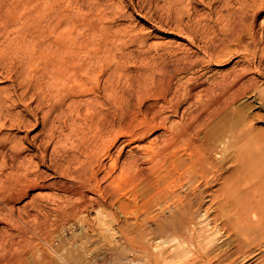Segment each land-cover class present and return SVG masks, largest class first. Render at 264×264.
<instances>
[{
  "label": "bare ground",
  "instance_id": "bare-ground-1",
  "mask_svg": "<svg viewBox=\"0 0 264 264\" xmlns=\"http://www.w3.org/2000/svg\"><path fill=\"white\" fill-rule=\"evenodd\" d=\"M165 1L177 6L186 2L188 5L199 1L202 4L204 0ZM211 1L216 3V0ZM239 2L237 9L229 10L227 34L220 39L212 36L214 34L210 33H214L218 27L209 35L204 34L208 36L204 38L207 43L205 56L186 52L188 49L182 55L179 51L178 55V49H175V53L156 55L159 59H155L154 54V59L152 57V61L147 63L141 60V67L136 70L131 68L130 71L126 60H132L129 57L132 54H121L124 61L120 58L117 65L112 61L116 67L98 73L104 53L117 52L119 57L120 53H124L121 44L119 46L115 42L123 27L120 30L105 24L107 17L113 13L112 18L122 15L116 14L113 4L111 9L104 7L101 0H0V39H4L0 44V66H10V73L18 82L7 92L5 89L0 92V245L4 249L8 242L19 245L21 240H28L27 221L22 211L31 216V210H34L38 217V212L48 209L47 205L45 210L41 209L35 197L26 202L21 211L17 204L29 197L31 191L64 187L77 195L80 201L79 204H71L72 212L80 215L89 213L93 205L101 207L97 218L101 221L103 232L108 234L109 245L95 254L88 252L80 261L74 262L60 258L52 244L42 248L32 245V252H40L44 264H124L121 258L126 257L125 247L113 244L116 240H113L115 230L120 238H127L129 233L140 236V244L134 250V263L264 264V129L260 130L259 127L257 130L255 116L237 107L238 101L243 98L264 101V86L260 88L258 77L254 76L264 74V24H257V18L264 15V0ZM230 3V0H226L223 7L229 9ZM182 12L179 11L181 16L174 12L180 22L186 18L183 15L188 14L187 10ZM221 14L223 17V12ZM107 20L110 22L111 18ZM188 24L192 30L190 22ZM183 27L182 30L187 26ZM9 28H14L11 34ZM201 29L205 30L203 27ZM222 30L221 33L224 32ZM131 34L129 37L134 39L135 35ZM109 39L114 40L111 42ZM125 39L127 41L128 38ZM139 40L134 43L144 45L145 40ZM131 42L126 43L132 45ZM232 42L236 45L235 49H241L236 53H242L248 66H238L239 69L229 72L230 69L228 73L214 68L221 76L211 78L213 80L210 82L207 78L208 68L226 65L225 62L235 54L226 48ZM114 45L118 47L113 48ZM149 48L146 51L149 52ZM133 61H129L130 64ZM157 69L161 71L157 73ZM250 73H255L252 74L254 77L250 75L248 78ZM20 105L25 107V114H22L24 110L22 113L13 112ZM39 112H43L44 125H47L53 113H57L53 114L57 118L52 117L58 119L59 126L57 120L51 122L50 130H47L48 143L56 139L57 134L66 132L63 142L66 141L67 147L73 146L75 139H78L84 154L90 152L88 156L84 155L86 159L83 157L85 161L80 164L85 166L84 170L87 168L93 172L98 165L95 176L92 173L96 183L91 181L94 177L91 176L89 180L87 174L81 176L79 181L73 180L77 172L83 171L82 168L76 173L72 171L76 161V158L72 160L73 153L72 156L66 155L71 156V160L68 157L67 164L64 162L68 173L63 174L75 175L67 181L53 177L51 182L46 183L48 173L37 168L38 162L33 166V154L30 158L33 162L20 159L26 146L22 147L19 141L15 143L18 139L14 140L7 132L3 135V129H29V123L33 124L34 121L27 114L34 117L36 126L40 121ZM231 112L236 120L226 118ZM96 118L106 120V123H99V130L95 127L98 131H94L97 134L90 138L88 136L94 132L87 136L85 131L91 127L89 121L92 125L99 121ZM101 119L99 122H102ZM106 135L113 139L105 148ZM33 138L37 140L38 136L31 140ZM19 140L21 143L22 140L27 141L35 148L34 141H29V135ZM42 163H45L44 156H41ZM80 164H76V167ZM69 175L66 176L68 179ZM128 176L139 182V188L136 183V186L125 185V189L129 185L139 189L138 195H134V203L131 202L134 205L121 194L124 179ZM116 205L124 219L116 211L110 216L105 214L103 209H114ZM151 208L157 210L152 213ZM51 211L61 214L62 208L52 207ZM37 260L36 256L33 257L34 264ZM18 261L20 264H30L24 256Z\"/></svg>",
  "mask_w": 264,
  "mask_h": 264
},
{
  "label": "rangeland",
  "instance_id": "rangeland-1",
  "mask_svg": "<svg viewBox=\"0 0 264 264\" xmlns=\"http://www.w3.org/2000/svg\"><path fill=\"white\" fill-rule=\"evenodd\" d=\"M140 1H141V4H140ZM142 1H145V3H143ZM157 1H158V3H157ZM226 0H216V3H217V5H216V3H215V1L214 2H212L211 0H204L203 2H202V4H201V2L199 1V2H195V3H192L191 5H188V3L186 2L184 5H177V6H179V8L180 7H182V8H184L183 10H187V12H188V14L186 13V14H184L183 16H185L184 18V20L183 21H181V22H183V23H181L179 20H178V16H181L180 15V13H179V11L181 12V14L183 13L182 11V8H178L177 6H174L175 4H169L167 1H165V0H152V2H151V0H128V2H127V0H101V3L104 5V7H107V8H111V5L113 4V6H112V8H113V10L114 11H116L115 13L117 14V15H121V16H116L115 15V17L114 18H112L113 17V14L112 15H110L109 17H107V19L109 18H111V20H110V22L112 23V25L110 24V22H109V20H105V24H106V26H112V27H116V28H120V30L122 29L121 27H123V29L121 30L125 35H126V33H127V30H128V32L129 33H127V35L125 36L124 34H122V35H120L122 32H120V34L118 35L119 37H117V38H115L116 39V41L115 42H117V44L119 43V46H120V44H121V46L120 47H122L123 48V51H124V53H120V57L117 55V54H119V53H117L116 52V54L114 53V54H112V53H110V54H108V53H104L103 55H102V64H103V67L105 66V69L102 67V64L100 65V67L98 68L99 70H98V73L99 72H101L102 70H104V72H108V71H110V70H112V68L115 66L116 67V65H117V61H119V60H121L120 58H122L123 59V61H124V57H121V54H125V56L126 55H129V54H132V56L131 55H129V57H132L131 59L132 60H130L129 58H128V60H126V58H125V60L126 61H128V64H127V66L129 67V70L130 71H132V69H137V68H140L141 67V65L143 64L142 62H148V61H152L151 60V58L153 57V55L155 54V59H159V58H157V56H159L160 54H162V53H166V52H168V53H171V52H173V53H175V52H177V51H175V49H178V55L181 53V55L183 54V53H185V52H183L184 50H186V49H188V51L186 50V52H190V53H193L194 52V54L196 53V55H197V53H198V55L197 56H201V54L203 55V56H205L206 54V52H205V49L207 48V43H206V41H205V39L204 38H207L208 36H205V35H207L208 33H210V32H214L215 30H216V28L218 27V31L216 32H214V33H210V34H214V35H212V36H214V37H216V38H218V39H220L221 37H223L225 34H227L226 32L228 31L227 29L229 28H227V26H226V23L228 22L227 20V18H228V14H229V10H232V9H237V7L240 5H238V0H230V5H229V9L227 8V7H223V5H224V2H225ZM133 2V3H132ZM148 2V3H147ZM154 2V3H153ZM156 2V3H155ZM165 2V3H164ZM240 2H242V0H240ZM239 2V3H240ZM127 3V4H126ZM137 5H136V4ZM139 3V4H138ZM215 3V4H214ZM130 4V5H129ZM197 4V5H196ZM206 4H208V5H210V6H208L207 5V7L209 8V10H208V8L206 7ZM213 4V5H212ZM242 4V3H241ZM139 5V6H138ZM142 5H144V6H142ZM156 5V6H155ZM196 7H195V6ZM215 5V6H214ZM128 6H129V8H128ZM142 8H141V7ZM164 6V7H163ZM172 7V9H175V7H176V9L178 10V12H176V9L175 10H172V9H170V7ZM191 6V7H190ZM233 6V7H232ZM236 6V7H235ZM134 9H133V8ZM138 7V8H137ZM150 7V8H149ZM185 7H186V9H185ZM111 8V9H112ZM123 8V9H122ZM213 8V9H212ZM220 8V9H219ZM117 9H118V11H119V13H118V11H117ZM122 9V10H121ZM151 9V10H150ZM168 9V10H167ZM199 9V10H198ZM113 10H111L112 12H114ZM133 10V11H132ZM172 10V11H171ZM215 10H216V13H215ZM224 10H225V12H224ZM121 11V12H120ZM135 11V12H134ZM139 11V12H138ZM151 11H152V13H151ZM170 11V12H169ZM193 11V12H192ZM199 11V13H197V12ZM214 11V12H213ZM228 11V12H227ZM141 12V13H140ZM171 12H173V13H171ZM174 12L175 13H179V14H177V15H175L174 14ZM205 12V13H204ZM209 12H210V15L212 14V17L209 15ZM212 12V13H211ZM223 12V17H222V13ZM121 13V14H120ZM147 15H146V14ZM167 13V14H166ZM168 13H170L171 15H169ZM201 13V14H200ZM205 14V15H202V14ZM221 14V15H219V14ZM143 14V15H142ZM153 14V15H152ZM172 14H174V15H172ZM195 14H197V15H200V17L199 16H197L196 17V15ZM213 14H214V16L216 17V19H215V17L213 16ZM126 17H125V16ZM164 15H166V17L164 16ZM219 17H218V16ZM226 15H227V17H226ZM124 16V17H123ZM154 16H155V18H154ZM177 16V17H176ZM187 16H191V17H187ZM203 16V17H202ZM118 17V18H117ZM123 17V18H122ZM193 17H195L194 19H196V18H202L201 20H199V19H196V20H194L193 19ZM214 17V18H213ZM220 17H222V18H220ZM224 17H226V18H224ZM262 17V18H261ZM264 15L263 14H261L258 18H257V21H259V22H257V24H258V26L259 25H261V23H262V25L261 26H263V24H264V22H262V21H264ZM165 18V19H164ZM168 18H169V21H168ZM170 18H172V19H170ZM211 18V19H210ZM116 21H115V20ZM175 19V20H174ZM188 19V20H187ZM190 19V20H189ZM191 19H193V20H191ZM223 20L222 22H221V20ZM117 20H118V23L117 24H120L121 26H118L117 24H116V22H117ZM165 20H166V22H165ZM171 20V21H170ZM197 20H199L200 21V23L202 24H200V23H198L199 21H197ZM202 20H204V21H202ZM173 21V22H172ZM187 21H188V23L190 22V26L192 27V30H191V28H188L189 27V24L187 23ZM191 21L193 22V24H194V22H195V26H193V24H191ZM208 21H209V23H208ZM227 21V22H226ZM165 22V23H164ZM169 22V23H168ZM170 22H172L171 24H170ZM196 22L198 23V24H196ZM205 22V23H204ZM217 22V23H216ZM177 23H180V24H177ZM187 23V24H186ZM220 23H223L222 25L220 24ZM224 23H225V25H224ZM115 26H114V25ZM186 25L187 27H185V29H187L186 31H184L185 29H183L182 30V28H184L183 26L184 25ZM199 24L203 27V28H205V30L204 29H201L202 27H200L199 26ZM209 24V25H208ZM218 24V25H217ZM117 25V26H116ZM208 25V26H207ZM219 25L220 26H222V27H219ZM179 26H180V28H179ZM214 26V27H213ZM162 27V28H161ZM182 27V28H181ZM193 27H195V29L197 28L198 29V27L200 28V29H198L199 31H200V33H199V31L197 32V29L195 30ZM206 27H208V28H206ZM210 27H212L211 29L213 30H210ZM226 27V28H225ZM124 28H126V29H124ZM165 28V29H164ZM214 28H215V30H214ZM223 29L222 30V32L223 33H221V29ZM164 29V30H163ZM207 29V30H206ZM208 29H209V31H208ZM14 30V28H9V33L11 34L12 33V31ZM124 30V31H123ZM126 30V31H125ZM182 30V31H181ZM191 30V31H190ZM194 30V31H193ZM178 31V32H177ZM184 31V32H183ZM189 31V32H188ZM220 31V32H219ZM186 32V33H185ZM206 32V33H205ZM229 32V31H228ZM130 33H132L131 35H135V36H133V37H135L134 39L136 40V41H134V39L130 36L129 37V34ZM195 33H198L197 35H198V37H197V35L195 34ZM185 34V35H184ZM201 34V35H200ZM205 34V35H204ZM216 34H217V36H216ZM219 34V35H218ZM202 35H204V36H202ZM209 35V34H208ZM121 36H122V38H121ZM191 36H194V37H191ZM125 37H127L128 39H127V41H126V39H125ZM220 37V38H219ZM114 38V37H113ZM130 38V39H129ZM192 39V41H191V39ZM203 38V39H202ZM1 39H3V38H1ZM0 39V40H1ZM121 39H122V43H123V41H126V42H131L132 41V39H133V43L134 42H136L137 43V40H138V42L140 41L139 39H143V40H145V43H144V45L143 44H140V43H138V44H136V43H132L131 42V44L132 45H129L130 43H126V42H124L123 44H125L126 43V45H123L122 43H120L121 42ZM200 39V40H199ZM4 40V39H3ZM3 40H1L0 41V44L3 42ZM109 40H111V42H112V40H114V39H109ZM189 40H190V42H189ZM201 40H203V42H201ZM249 40V39H248ZM195 41V42H194ZM110 42V43H111ZM192 42V43H191ZM194 42V43H193ZM199 42V43H198ZM233 44L230 46L229 45V47H228V45H227V47L226 48H228L227 50H232L233 51V53H235V54H233V56L231 57V59L230 60H228L227 62H225L226 63V65L224 66V67H215V66H213V67H209L208 69H209V71H208V73H207V78H209L208 80L210 81V82H212V80L213 79H215V78H219L221 75H219L220 73H217L215 70H217V69H223V70H226L225 72L226 73H228V71L229 72H231L232 70H234V69H239V67L238 66H243L242 68H244V66L245 65H247L248 66V64L245 62V60H243V58H242V56H241V54L242 53H236V51L237 50H241L240 48L239 49H235V47H236V45L234 44V42H232ZM7 44V43H6ZM5 44V45H6ZM113 44V43H112ZM111 44V45H112ZM146 44V45H145ZM203 44V45H202ZM116 45V44H115ZM115 45H114V47L113 48H116V47H118V46H116L115 47ZM124 47H123V46ZM143 45V46H142ZM113 46V45H112ZM128 46V47H127ZM144 46H145V48H144ZM147 46V47H146ZM204 46H206V47H204ZM3 48L4 47H6V46H2ZM151 48V50H149V52L148 51H146V50H148V48ZM233 48V49H231V48ZM127 49V48H129L128 50H125V49ZM149 48V49H150ZM182 48H184V49H182ZM180 49H182V50H180ZM170 52H169V51ZM173 50V51H172ZM190 50V51H189ZM143 51H145V53H146V55H145V53L143 52ZM179 51H180V53H179ZM126 52V53H125ZM128 52H130V53H128ZM183 52V53H182ZM109 56L110 55V57L113 55L115 58V60H113V56L111 57V59L109 60V58L110 57H108L107 55ZM142 54H144V55H142ZM122 55V56H123ZM148 55V56H147ZM157 55V56H156ZM172 54H169V56L170 57H172L171 56ZM105 56V57H104ZM142 56H144V57H142ZM145 56H146V58H145ZM149 56H151L150 58H149ZM202 56V57H203ZM237 56V57H236ZM239 56V57H238ZM119 57V59H117V58ZM128 57V56H127ZM181 57V56H180ZM235 57V58H234ZM141 58V59H140ZM173 58H174V56H173ZM173 58H171L170 60H172ZM239 58V59H238ZM103 59H106V60H103ZM108 59V60H107ZM135 59H137V61L135 60ZM152 59H154V57L152 58ZM175 60H176V57L174 58ZM172 60V61H175V60ZM136 62V63H134V61ZM141 60H142V62H141ZM240 60V61H239ZM105 61H107V63L105 62ZM108 61H109V64H108ZM112 61H115V63H116V65H115V63H113ZM132 62L133 61V64L131 63L130 64V62ZM242 61V62H241ZM245 62V64H244V62ZM144 62V63H145ZM105 63V64H104ZM224 63V64H225ZM235 63V64H234ZM240 63H243V64H240ZM136 64V65H135ZM139 64V65H138ZM233 64H234V66H233ZM107 65H108V67H107ZM134 67H136L137 65H138V67H136V68H133L132 66ZM131 66V67H130ZM235 66H237V67H235ZM246 66V67H247ZM112 67V68H111ZM233 67V68H232ZM235 67V68H234ZM7 68V67H5V66H0V80H1V82H0V88L2 89V90H0V92L1 91H3L4 89H5V92H7L10 88H13L14 87V85L16 86L17 84H18V82L16 81L17 79H16V77L14 76L13 77V73L11 74L10 73V66L6 69V71H4L5 69ZM107 68H108V70H107ZM132 68V69H131ZM213 69V72H212V69ZM214 68H215V70H214ZM242 68H240V69H242ZM211 69V70H210ZM161 70L160 69H157L156 70V72L157 73H159ZM6 72H7V75H6ZM10 73V74H9ZM217 73V74H216ZM9 74V75H8ZM213 74H216V75H213ZM253 75L255 74V73H252ZM251 73L250 74H248L247 75V77L249 76L250 77V75L251 76H253ZM10 75H12L11 77H10ZM7 76V77H6ZM209 76V77H208ZM255 76V78H257L258 77V79H257V81L259 82L258 83V85H259V87L261 88V87H263L264 86V80H262V79H264V74H262V75H258V74H255L254 75ZM253 76V77H254ZM248 77V78H249ZM211 78H213V79H211ZM261 78V79H260ZM211 79V80H210ZM260 79V80H259ZM3 80V81H2ZM14 80V81H13ZM208 81V82H209ZM261 81H263V82H261ZM261 82V83H260ZM17 83V84H16ZM14 84V85H13ZM13 85V86H12ZM263 85V86H262ZM12 86V87H11ZM264 88V87H263ZM250 98H243V100H239L238 101V103H239V105H240V107H239V105L237 104V107L239 108V110H245V111H249L248 112V114H251V116H255V118H256V123H255V126H256V128H257V130L258 129H260L259 127H261V129L260 130H263L264 129V101L262 102V101H260V100H257V101H254V99H250ZM248 103V104H247ZM249 103H253V105H249ZM259 104V105H258ZM243 105H245L246 107H244L243 108ZM248 105V106H247ZM23 106V105H22ZM22 106L20 105L19 106V108L18 107H16V108H14L13 109V112H15V113H18V112H20V113H22L23 112V110H24V112L22 113V114H25L26 112H25V107L23 106V109H22ZM259 106V107H258ZM83 108H85V107H83ZM246 108V109H245ZM253 109V110H252ZM262 109V110H261ZM15 110V111H14ZM21 110V111H20ZM251 110V111H250ZM259 110H260V112H259ZM17 111V112H16ZM255 111V112H254ZM260 114L261 112L263 113V117H261L260 118V116H261V114L259 115L258 113ZM43 112H39V117H38V119L40 120L39 121V123H37V125L35 126V123H36V121H35V119H34V117H31V115H28L27 114V117H30L29 119L33 122V124H31V123H29V125H30V127H29V129H27V128H24V129H17V128H8V129H3V135L4 134H6V132H7V134L8 135H12V137H13V139L15 140H17V141H15V143L16 142H20L19 144H23L22 145V147L23 146H26L25 147V150L23 151V153H22V157L20 158L21 160H25V159H27L28 161H32L33 162V166L35 167L36 165H38V163H39V165H38V169L41 171V172H45L46 174L48 173V177L46 178V183H49V182H51L54 178L53 177H58L57 179L59 180V181H61V179H62V181L63 180H70V178H71V180L74 178L73 176H75V175H72V176H70L69 174V179L67 178L68 177V175L66 174V173H68L67 171H68V169H67V162L69 161V160H71V156H72V160H73V158L75 159L76 158V161H78L79 162V160L78 159H80V162L79 163H76V161L74 162V167H73V169H72V171L74 172V173H76V171H78V170H80L81 168L83 169V173L80 171L79 173L77 172V176L73 179V180H76V181H79V180H81L80 178H81V176L82 177H84L85 176V174H87V177L88 178H90L89 180H91V178L92 177H94L95 176V172L97 171V169H98V165H96L95 167H94V169H95V171L93 172L92 170H88L87 168H86V170H84L85 168H83V167H85V166H82L83 164H80V163H82V162H84L85 161V159H86V156H88V154L90 153H86V154H84L85 152L84 151H82V146H81V143H78V139L76 140L75 139V142L76 143H74V145L73 146H71V145H68V147H67V145L65 144V142H63V140H66V136H67V133L66 132H64V133H59V134H57V138L56 139H54V140H52V141H50L49 143H48V140L49 139H47V138H49V133L47 132V130H50V125H51V122H53V120L56 122V120H57V122H56V124L59 126V123H58V119H55V118H57L55 115H57V113L55 112V113H53V114H55V115H53L52 114V116H54L55 118L53 119V117L51 116V117H49L50 119H49V122L47 123V125H44V124H42V119H43V116L41 115ZM232 113V112H231ZM231 113H229L227 116H226V118L228 119V120H236V117L234 116V114L232 113V115L234 116H232V117H230V114ZM256 114H258L259 116L257 117L256 116ZM44 115V114H43ZM228 117H230V118H228ZM52 118V119H51ZM98 119H99V121H100V119L101 118H96L95 120H97L98 121ZM27 120H28V118H27ZM51 120V121H50ZM102 120V119H101ZM177 120H179V118H177ZM259 120V121H258ZM29 121V120H28ZM30 121V122H31ZM94 122V124L93 125H95V126H93L91 123L92 122H88L90 125H91V127L88 129V130H86L85 131V133H86V135L88 136L91 132L93 133L94 131H95V129L97 128L98 130H99V123H101V124H103V123H106V120H102V122ZM257 122H259V123H257ZM49 124V125H48ZM98 124V125H97ZM258 124H260L259 126H258ZM34 125V126H33ZM44 125V126H43ZM33 126V127H32ZM47 127V128H46ZM49 127V128H48ZM96 127V128H95ZM108 128H109V125H108ZM263 128V129H262ZM96 129V131H98ZM119 130H121V129H119ZM123 130V129H122ZM259 130V131H260ZM40 131V132H39ZM89 131V132H88ZM262 132H264V130L262 131ZM48 133V134H47ZM66 134V135H65ZM97 133H93V134H90V136H88V137H90V138H93V137H95V135H96ZM27 135H29V141H31V142H33L34 141V147L35 148H33L27 141H23L22 140V143H21V140H19V138L21 139V138H24L25 136H27ZM40 135V136H39ZM63 135V136H62ZM65 135V136H64ZM91 135H93V137H91ZM16 136V138H14ZM35 136H38V138H37V140L36 139H34L33 138V140H31L32 139V137H35ZM48 136V137H47ZM18 137V138H17ZM31 137V138H30ZM107 137V138H106ZM44 138V139H43ZM47 140H46V139ZM59 138H61V140H62V142H59L60 141V139ZM62 138H65V139H62ZM58 139H59V141H58ZM107 139V140H106ZM112 139H113V137L111 136L110 137V139H109V136L108 135H106L105 136V138H104V140H105V148L106 147H108L111 143H112ZM13 140V141H14ZM46 140V141H45ZM57 140V141H56ZM37 141V142H36ZM41 141V142H40ZM50 143H51V145H50ZM107 143H109V144H107ZM18 144V143H17ZM25 144V145H24ZM39 144V145H38ZM65 144V145H64ZM37 145H38V147H37ZM47 145V146H46ZM49 145V146H48ZM75 145H76V147H75ZM29 148H28V147ZM44 146V147H43ZM46 146V147H45ZM57 148H56V147ZM64 146H66V147H64ZM70 147H73L72 149L70 148ZM27 148V149H26ZM33 148V149H32ZM39 148V149H38ZM54 148H56V149H54ZM58 148H59V150H58ZM75 148H78V150H80L81 151V154H80V151H79V153H78V150L77 149H75ZM64 151H63V150ZM76 150H77V153H76ZM57 151V152H56ZM45 152V153H44ZM75 152V153H74ZM42 153V154H41ZM73 153V154H72ZM82 153H83V155H82ZM33 154V156H32V158H31V155ZM46 154V155H45ZM72 154V155H71ZM44 156L45 157V163H42L41 164V156ZM66 155H71V156H68L69 157V160L67 159L68 157L66 156ZM80 155H82V156H80ZM84 155H86L85 157H84ZM79 156V157H78ZM35 157V158H34ZM40 157V158H39ZM85 159H84V158ZM30 158L32 159V160H30ZM66 158V160H64ZM83 158V159H82ZM83 161H82V160ZM47 160V161H46ZM54 160L56 161V160H58V161H56V162H54ZM68 160V161H67ZM51 161H53L54 163V165L53 164H51L52 162ZM96 161V160H95ZM36 162H38V163H36ZM62 162V163H61ZM66 164H65V163ZM60 163H61V165H60ZM78 165V164H80L81 166H78V167H76V164ZM35 164V165H34ZM58 164V165H57ZM51 165V166H50ZM60 165V166H59ZM54 166V167H53ZM56 166V167H55ZM66 167L65 169H64V167ZM34 167H33V170H34ZM52 167V168H51ZM76 167V168H75ZM50 168V169H49ZM54 168V169H53ZM75 169H77V170H75ZM81 169V170H82ZM59 170V171H58ZM63 170V171H62ZM87 170H88V172H87ZM55 171V172H54ZM58 172V173H57ZM64 172H66L65 174H63ZM60 173V174H59ZM94 174V176H93V174ZM56 175V176H55ZM65 176V177H64ZM67 176V177H66ZM92 176V177H91ZM75 181V182H76ZM92 182H95L96 183V181H95V177H94V179L92 178V180H91ZM133 181H135V182H132ZM128 183L131 185V184H133V185H135L136 186V184H137V186L136 187H138L139 188V185H138V181L136 180V179H134L133 177H130V176H128V178H125L124 179V185H123V189L121 190V194H122V197L124 198L125 197V199L127 200V201H129L130 203L131 202H133L134 203V195L135 194H137L138 195V193H139V189L138 188H136L135 186H131L130 187V185H129V187H127L126 189H125V187L128 185ZM134 183H136V184H134ZM105 185H106V183H104ZM126 185V186H125ZM64 189V187H56V188H52V189H46V190H43V191H38V190H34V191H31V193H30V195H29V197H27V198H25V199H22L18 204H17V206H18V208L20 209V211H21V209L23 208V206L25 205V203L26 202H28L29 200H31V198H33V197H35L36 198V200H37V204L41 207V209H44L45 207H46V205L48 206L46 209V212H43V211H41L40 213L38 212V217L37 216H35V214L37 213L36 211H34V210H31V213H32V215L31 216H28V215H26L23 211L21 212V214H23L22 216L24 217V218H26V224H25V226H26V231H27V239L28 240H25V241H23V240H21V244H19V245H13L12 244V242H8L7 243V248L6 249H4L3 248V246L2 245H0V264H20L19 263V261H18V259H20L22 256H24V258L30 263V264H34L33 263V257H37V263H35V264H44L42 261H41V253L40 252H35L34 250H33V252H32V250H31V246L33 245V246H35V247H46L47 246V244H52L53 245V247H54V249L57 251V254H58V256L60 257V258H65L66 260H68V261H80L83 257H84V255L86 254V253H88V252H93V254H95L94 252H97L98 250H100V249H103L104 247H106V245L108 246L109 245V239H108V234L106 233H104L103 232V227L101 226V221L97 218V216H98V210L101 208V207H99L98 205H93L92 207H91V209H90V212L89 213H83V214H76L75 212H72L71 211V209H70V206H71V204L73 205V204H79V199H78V197H77V195L75 196V195H73V193H71V191H67V190H63ZM131 188L133 189V190H131ZM128 189V190H127ZM134 190H137V191H135L134 192ZM124 191V192H123ZM129 193V194H128ZM132 194V195H131ZM132 196V197H131ZM94 197H96L97 198V196L96 195H94ZM132 200V201H131ZM77 201V202H76ZM133 203H131V205H134ZM57 206H60L61 208H62V213L60 214V213H56V212H52L51 211V209H52V207H57ZM99 207V208H98ZM36 210V209H35ZM45 210V209H44ZM104 211H105V214L106 215H108V216H110L109 214H112L113 212H118L119 213V215L121 216V219H122V217H123V215L120 213V211H119V209H117V205L115 206V208L114 209H103ZM157 210V208H151L150 209V212H152V213H154L155 211ZM48 211V212H47ZM119 216V217H120ZM83 217V218H82ZM83 219V220H82ZM123 219H124V217H123ZM97 220H98V222H97ZM85 223H84V222ZM87 223V224H86ZM100 223V224H99ZM98 224V225H97ZM98 226V227H97ZM114 226L115 227H117L118 226V224H114ZM154 225H152V227H153ZM93 229V230H92ZM95 230H97V231H95ZM115 232H116V234H115V238H113V240H115V242L113 243V244H115V245H121V246H124L125 248V251H124V253H125V256L126 257H122L121 258V261L122 262H124V264H141V262H139V261H136L135 263L133 262V259H134V257H135V254H134V250L136 249V247L137 246H139V244H140V236H138L137 234H134V233H129L128 234V236H127V238L125 237V238H120V235L117 233V231L115 230ZM117 235V236H116ZM21 237H19V239H20ZM119 238V239H118ZM18 239V241H20ZM119 240V241H118ZM41 247V248H42ZM30 248V249H29ZM36 254V255H35ZM104 264V263H103ZM105 264H106V262H105Z\"/></svg>",
  "mask_w": 264,
  "mask_h": 264
}]
</instances>
